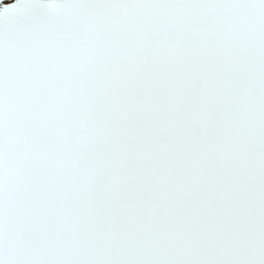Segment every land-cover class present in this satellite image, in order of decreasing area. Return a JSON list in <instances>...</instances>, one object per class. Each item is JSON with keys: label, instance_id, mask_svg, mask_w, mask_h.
Wrapping results in <instances>:
<instances>
[{"label": "snow or ice", "instance_id": "snow-or-ice-1", "mask_svg": "<svg viewBox=\"0 0 264 264\" xmlns=\"http://www.w3.org/2000/svg\"><path fill=\"white\" fill-rule=\"evenodd\" d=\"M0 264H264V0H0Z\"/></svg>", "mask_w": 264, "mask_h": 264}]
</instances>
